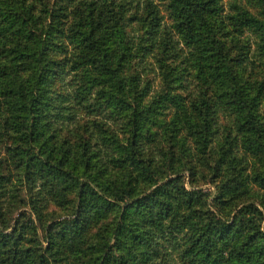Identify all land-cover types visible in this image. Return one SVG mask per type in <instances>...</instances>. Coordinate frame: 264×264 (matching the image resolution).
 Listing matches in <instances>:
<instances>
[{"label": "trees", "instance_id": "obj_1", "mask_svg": "<svg viewBox=\"0 0 264 264\" xmlns=\"http://www.w3.org/2000/svg\"><path fill=\"white\" fill-rule=\"evenodd\" d=\"M0 264H264V0H0Z\"/></svg>", "mask_w": 264, "mask_h": 264}, {"label": "rangeland", "instance_id": "obj_2", "mask_svg": "<svg viewBox=\"0 0 264 264\" xmlns=\"http://www.w3.org/2000/svg\"><path fill=\"white\" fill-rule=\"evenodd\" d=\"M147 74L150 75L151 73H150V72H147ZM155 81H156V80H155ZM155 81H154V82H155ZM185 179L187 180V178H185ZM186 184H188V182H187ZM200 186L203 187V188L206 189V190L212 188L211 185H210L209 183H206V182L201 183Z\"/></svg>", "mask_w": 264, "mask_h": 264}]
</instances>
